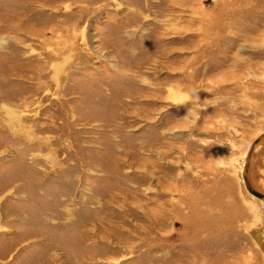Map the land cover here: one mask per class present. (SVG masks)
Wrapping results in <instances>:
<instances>
[{
	"label": "rangeland",
	"instance_id": "rangeland-1",
	"mask_svg": "<svg viewBox=\"0 0 264 264\" xmlns=\"http://www.w3.org/2000/svg\"><path fill=\"white\" fill-rule=\"evenodd\" d=\"M263 132L264 0H0V264H264Z\"/></svg>",
	"mask_w": 264,
	"mask_h": 264
},
{
	"label": "water",
	"instance_id": "water-1",
	"mask_svg": "<svg viewBox=\"0 0 264 264\" xmlns=\"http://www.w3.org/2000/svg\"><path fill=\"white\" fill-rule=\"evenodd\" d=\"M260 143H264V132L257 135L249 144L242 165L241 175L246 189L264 201V188L257 181L259 178L257 177L254 161V149Z\"/></svg>",
	"mask_w": 264,
	"mask_h": 264
},
{
	"label": "bare ground",
	"instance_id": "bare-ground-1",
	"mask_svg": "<svg viewBox=\"0 0 264 264\" xmlns=\"http://www.w3.org/2000/svg\"><path fill=\"white\" fill-rule=\"evenodd\" d=\"M258 147V146H257ZM257 151V149H255V152ZM257 153V152H256ZM257 155V154H256ZM244 183V182H243ZM257 199H259L257 196H255ZM261 200V199H260ZM262 234V233H261Z\"/></svg>",
	"mask_w": 264,
	"mask_h": 264
}]
</instances>
